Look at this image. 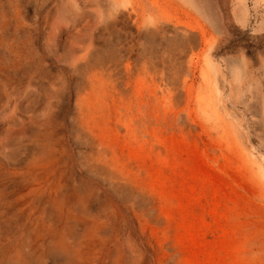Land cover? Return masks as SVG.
Instances as JSON below:
<instances>
[{"label":"rangeland","instance_id":"1","mask_svg":"<svg viewBox=\"0 0 264 264\" xmlns=\"http://www.w3.org/2000/svg\"><path fill=\"white\" fill-rule=\"evenodd\" d=\"M0 264H264V0H0Z\"/></svg>","mask_w":264,"mask_h":264}]
</instances>
